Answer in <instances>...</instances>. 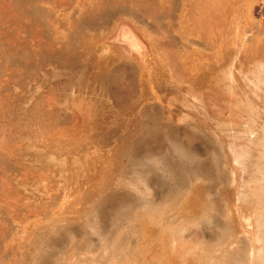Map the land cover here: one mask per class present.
Returning a JSON list of instances; mask_svg holds the SVG:
<instances>
[{"label": "rangeland", "instance_id": "rangeland-1", "mask_svg": "<svg viewBox=\"0 0 264 264\" xmlns=\"http://www.w3.org/2000/svg\"><path fill=\"white\" fill-rule=\"evenodd\" d=\"M263 16L0 0V264H259Z\"/></svg>", "mask_w": 264, "mask_h": 264}, {"label": "bare ground", "instance_id": "bare-ground-1", "mask_svg": "<svg viewBox=\"0 0 264 264\" xmlns=\"http://www.w3.org/2000/svg\"><path fill=\"white\" fill-rule=\"evenodd\" d=\"M228 87H229V85H228ZM222 94V93H221ZM228 94V93H227ZM219 96V94H218V91H216L215 92V95H214V97H218ZM224 96V95H223ZM225 97V96H224ZM230 97V96H229ZM220 98H222V97H220ZM232 98V97H231ZM230 101V100H229ZM227 108H231L232 109V107H230V106H228ZM228 110V109H227ZM233 117V116H232ZM259 143H261V146H262V148H263V152H264V137H262V138H260L259 139ZM258 167V166H257ZM261 196L262 197H264V190L263 191H261ZM260 260H261V262L263 263L264 262V253L262 254V255H260ZM259 263V264H262V263Z\"/></svg>", "mask_w": 264, "mask_h": 264}, {"label": "trees", "instance_id": "trees-1", "mask_svg": "<svg viewBox=\"0 0 264 264\" xmlns=\"http://www.w3.org/2000/svg\"><path fill=\"white\" fill-rule=\"evenodd\" d=\"M263 18H264V16H263ZM263 21H264V19H263Z\"/></svg>", "mask_w": 264, "mask_h": 264}]
</instances>
